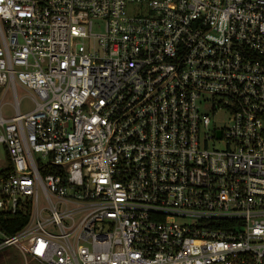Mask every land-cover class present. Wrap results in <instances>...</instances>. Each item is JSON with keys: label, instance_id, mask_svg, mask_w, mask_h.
I'll list each match as a JSON object with an SVG mask.
<instances>
[{"label": "built area", "instance_id": "obj_1", "mask_svg": "<svg viewBox=\"0 0 264 264\" xmlns=\"http://www.w3.org/2000/svg\"><path fill=\"white\" fill-rule=\"evenodd\" d=\"M10 92L0 255L264 264V0H0Z\"/></svg>", "mask_w": 264, "mask_h": 264}, {"label": "rangeland", "instance_id": "obj_2", "mask_svg": "<svg viewBox=\"0 0 264 264\" xmlns=\"http://www.w3.org/2000/svg\"><path fill=\"white\" fill-rule=\"evenodd\" d=\"M136 7H129V14L133 15L136 12ZM18 97L20 101V109L22 113H27L31 107H32V102L27 99H22L25 96V92L23 89L18 90ZM14 102L13 96L10 93L6 95H1L0 97V105L2 106V113L5 115L6 118H9L12 113V108L11 104ZM216 123L219 126H223L227 124V120L225 118H217ZM0 159L4 161V154L1 151L0 152ZM0 264H40L38 262L29 260L27 263L25 262L24 258L14 249V248H9L4 251L3 254L0 255Z\"/></svg>", "mask_w": 264, "mask_h": 264}, {"label": "trees", "instance_id": "obj_3", "mask_svg": "<svg viewBox=\"0 0 264 264\" xmlns=\"http://www.w3.org/2000/svg\"><path fill=\"white\" fill-rule=\"evenodd\" d=\"M27 221L28 216H25L23 214H0V230L7 236H13L26 225Z\"/></svg>", "mask_w": 264, "mask_h": 264}]
</instances>
